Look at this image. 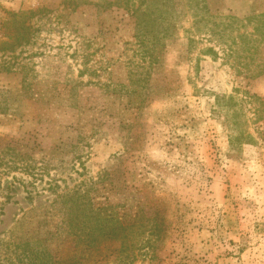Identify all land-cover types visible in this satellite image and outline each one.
Listing matches in <instances>:
<instances>
[{"label":"rangeland","instance_id":"374dc122","mask_svg":"<svg viewBox=\"0 0 264 264\" xmlns=\"http://www.w3.org/2000/svg\"><path fill=\"white\" fill-rule=\"evenodd\" d=\"M160 1L0 0V264H264V0Z\"/></svg>","mask_w":264,"mask_h":264},{"label":"trees","instance_id":"16d2710c","mask_svg":"<svg viewBox=\"0 0 264 264\" xmlns=\"http://www.w3.org/2000/svg\"><path fill=\"white\" fill-rule=\"evenodd\" d=\"M130 0H126V4L128 6ZM163 1L162 3H167L169 4V2H167L166 0H161ZM160 1V2H161ZM143 0H141V5H142ZM199 5V2H197ZM202 8H204L202 6ZM141 7L140 5L137 6L132 12L137 16V27H138V34H139V42H141L142 45L145 44V48L143 53L144 54H148L149 55V62H155L156 60V54L154 53L155 50V45L157 44L158 41H161L162 38H165L168 36V34L170 33L173 24H171V22H168L166 20V16H164L161 12V10L159 11V8H157V12H154V14L152 12L148 13L146 10H144L142 12V10H140ZM140 14L142 16H140ZM153 14V15H151ZM147 17V18H145ZM143 37V38H142ZM141 39V40H140ZM145 41H148V44H146ZM39 95H37L38 97ZM76 193V192H75ZM74 193V194H75ZM66 194L64 197V202H71V205H69V209L70 212L67 215V227L70 230L75 231V233H77V230L81 231V216L78 215V210L80 208V201L78 200L80 198V194ZM72 209V210H71ZM107 216L100 218L99 213H92L89 217L90 221H95V226L91 227V231H89L87 233V236L91 237L92 242H94L97 239V235L96 234L94 236V233L96 232V230H102V228L107 229L106 234H115L116 230L120 228L121 223L119 221V219L117 217L112 216V214H106ZM101 220V221H100ZM116 223V226H114V224ZM118 223V225H117ZM90 224H92L90 222ZM97 224H99L98 226H96ZM27 244H29L28 242H26ZM38 258V255L35 256ZM40 259V258H39ZM43 264H45L43 262Z\"/></svg>","mask_w":264,"mask_h":264}]
</instances>
